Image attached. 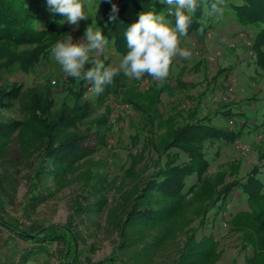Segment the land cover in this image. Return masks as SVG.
I'll use <instances>...</instances> for the list:
<instances>
[{
	"label": "rangeland",
	"instance_id": "374dc122",
	"mask_svg": "<svg viewBox=\"0 0 264 264\" xmlns=\"http://www.w3.org/2000/svg\"><path fill=\"white\" fill-rule=\"evenodd\" d=\"M82 2L86 19L68 33L74 43L91 24L95 30L105 23L101 0ZM152 3L158 13L166 12L161 0ZM139 14L129 6L126 17L134 23ZM209 17L211 28L181 38L192 56L176 58L162 85L147 75L139 81L123 75L96 94L87 81L85 89L69 81L51 49L31 67H3L0 87L18 83L22 95L0 107V123L17 125L0 137L2 218L24 227L69 226L77 238L69 264H179L188 246L192 264H264V68L254 46L258 31L238 22L229 6L222 16ZM34 48L20 47L18 53ZM106 55L100 57L105 65L117 66L124 54L109 40ZM8 59L4 55L0 63ZM46 90L56 102L54 111L88 106L86 117L80 115L60 137L86 134L92 150L72 165L48 161L56 174L37 178L43 129L34 121L31 99ZM206 117V124L240 136L201 143L208 168L199 178L185 179L182 195L145 192L149 175L169 169V160L190 162L183 151L165 147L173 131ZM254 168L263 195L250 197L235 186L218 199L225 184L245 182ZM134 206L155 211V219H127ZM31 246L0 225V264H67L62 244L47 242L46 251L27 257Z\"/></svg>",
	"mask_w": 264,
	"mask_h": 264
},
{
	"label": "trees",
	"instance_id": "16d2710c",
	"mask_svg": "<svg viewBox=\"0 0 264 264\" xmlns=\"http://www.w3.org/2000/svg\"><path fill=\"white\" fill-rule=\"evenodd\" d=\"M40 1L0 0V58L4 55L9 57L5 64L0 63V70L4 69L3 67L9 68L17 62H20L23 68L33 66L46 56L49 49L70 32L71 25L66 18L53 12L47 5L42 6ZM216 2L217 0H198V7L196 12L192 14L188 35L201 31V29L207 31L212 27L208 12L211 10V5ZM101 4L105 19L101 30L105 37L113 42L123 54H126L127 51L125 32L133 24L126 17L129 6H132L138 13L144 11L158 13L159 11L155 8L152 0H117V2L111 0V3L101 0ZM112 4L117 6L118 11L115 14L116 19L110 21L109 14ZM224 6L230 7L238 22L257 29L258 33L254 46L258 51V63L264 68V53L260 51L264 46V0H239L238 4L224 3ZM169 20L174 25V17H169ZM33 45L35 48L31 51L18 53L20 47ZM91 66L89 63L86 65V69ZM122 76L123 74L119 73L114 78L113 83H119ZM69 81H76V79L70 77ZM84 83L85 81H80L81 89L87 88L83 86ZM21 95L22 86L18 83H12L6 88L0 87V107H8L12 100L20 98ZM130 102L134 103V101ZM55 106L56 102L49 90L43 94L36 92L33 94L31 99L33 118L43 129V148L40 153V161L34 168L37 178L40 175L51 177L56 174L55 169L49 165L48 161L72 165L87 156L92 150L87 142L86 134L75 133L66 139L60 137L64 129L76 124L80 115H82V119L86 117L85 112H87L88 106L84 111L77 107L75 112H72L68 106L57 112L54 111ZM204 119L194 123L186 122L183 127L173 131L171 141L165 147L169 150L183 151L189 156L190 162L175 165L169 160V169L155 172L152 176L149 175L145 192L156 189L170 197L182 195L186 186L185 179L194 174L199 178L208 168L201 143L206 139L234 142L240 136V132H229L206 124V122L209 123L210 119L208 117ZM15 127L17 125L13 123H0V137L9 134ZM258 173L259 169L254 168L245 182L225 184L218 194V199H224L235 186L242 187L243 191L250 197L263 195L261 194L262 182L257 177ZM156 176L158 179L154 178ZM159 176L162 177L159 178ZM140 197L145 198L143 193H140ZM154 216L155 211L148 208L136 209L134 206L128 212L127 219L131 220L138 217L152 221L155 219ZM0 225L16 235L19 240L32 243L31 248L27 250V257L37 250L46 251L47 242H58L64 246L67 264L76 258L77 238L69 226L24 227L4 220L1 215ZM190 251L188 246L181 254V257L185 258L183 261H186V264H192ZM183 261L179 264H183ZM112 264H118V262L113 261Z\"/></svg>",
	"mask_w": 264,
	"mask_h": 264
},
{
	"label": "clouds",
	"instance_id": "9594fccd",
	"mask_svg": "<svg viewBox=\"0 0 264 264\" xmlns=\"http://www.w3.org/2000/svg\"><path fill=\"white\" fill-rule=\"evenodd\" d=\"M111 3V0H106ZM167 5L166 12H142L136 22L126 32V54L117 66H106L109 40L102 30H95L92 24L86 28L84 37L73 42L68 35L51 48L52 59L61 66L63 72L92 85L96 94H101L106 85L113 84L114 78L123 73L128 79L141 80L145 75L162 85L168 78L176 58L189 59L191 51L182 48L181 38L188 36L192 14L198 7V0H161ZM225 0H217L211 5L210 15L222 16ZM47 6L55 13L66 18L70 25L78 27L86 19L82 0H47ZM118 9L112 4L109 20L116 19ZM166 17H174V25ZM203 29H201V33ZM91 67L86 69V65Z\"/></svg>",
	"mask_w": 264,
	"mask_h": 264
},
{
	"label": "built area",
	"instance_id": "2783aa9c",
	"mask_svg": "<svg viewBox=\"0 0 264 264\" xmlns=\"http://www.w3.org/2000/svg\"><path fill=\"white\" fill-rule=\"evenodd\" d=\"M242 149H243V150H244V149L246 150V149H248V147H247V146H245V147L243 146Z\"/></svg>",
	"mask_w": 264,
	"mask_h": 264
}]
</instances>
